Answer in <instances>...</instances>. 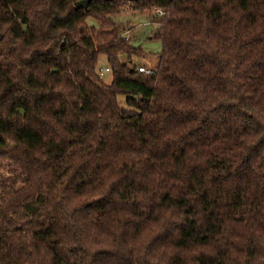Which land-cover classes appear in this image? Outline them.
<instances>
[{
  "label": "trees",
  "instance_id": "1",
  "mask_svg": "<svg viewBox=\"0 0 264 264\" xmlns=\"http://www.w3.org/2000/svg\"><path fill=\"white\" fill-rule=\"evenodd\" d=\"M79 1L0 0V264H264V0Z\"/></svg>",
  "mask_w": 264,
  "mask_h": 264
},
{
  "label": "rangeland",
  "instance_id": "2",
  "mask_svg": "<svg viewBox=\"0 0 264 264\" xmlns=\"http://www.w3.org/2000/svg\"><path fill=\"white\" fill-rule=\"evenodd\" d=\"M118 21L127 26L129 30L132 29V45L135 47H141L145 53L152 55L147 57H133L131 61H128L125 56H122V63L127 64L129 68L138 65L144 67H156L157 59L155 58L156 55L161 52L162 45L158 39L153 38V33L157 29V24L154 22L153 16L146 13L142 14L139 12L128 11L120 15ZM87 23L91 27L102 29V27L91 17L87 19ZM97 70L100 73L103 82L105 84H110L112 81V72L104 55H100L98 59ZM1 165L6 168H11V165L6 162L0 164V166ZM6 168L4 169L6 170ZM5 170L2 171V173H4Z\"/></svg>",
  "mask_w": 264,
  "mask_h": 264
},
{
  "label": "built area",
  "instance_id": "3",
  "mask_svg": "<svg viewBox=\"0 0 264 264\" xmlns=\"http://www.w3.org/2000/svg\"><path fill=\"white\" fill-rule=\"evenodd\" d=\"M158 15H162L161 11H157ZM138 72L140 73H145V74H152L155 70V67H144V66H139L137 68Z\"/></svg>",
  "mask_w": 264,
  "mask_h": 264
},
{
  "label": "water",
  "instance_id": "4",
  "mask_svg": "<svg viewBox=\"0 0 264 264\" xmlns=\"http://www.w3.org/2000/svg\"><path fill=\"white\" fill-rule=\"evenodd\" d=\"M90 1L91 0H81V1L76 3V7L79 9H85V8H87Z\"/></svg>",
  "mask_w": 264,
  "mask_h": 264
}]
</instances>
